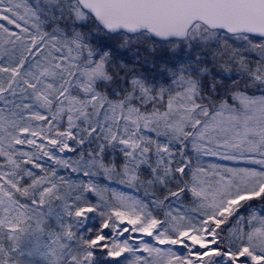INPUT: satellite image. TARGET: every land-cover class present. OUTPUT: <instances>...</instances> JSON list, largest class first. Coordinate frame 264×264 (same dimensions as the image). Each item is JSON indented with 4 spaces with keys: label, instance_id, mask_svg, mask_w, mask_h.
I'll return each instance as SVG.
<instances>
[{
    "label": "snow or ice",
    "instance_id": "obj_1",
    "mask_svg": "<svg viewBox=\"0 0 264 264\" xmlns=\"http://www.w3.org/2000/svg\"><path fill=\"white\" fill-rule=\"evenodd\" d=\"M0 264H264V0H0Z\"/></svg>",
    "mask_w": 264,
    "mask_h": 264
},
{
    "label": "rangeland",
    "instance_id": "obj_2",
    "mask_svg": "<svg viewBox=\"0 0 264 264\" xmlns=\"http://www.w3.org/2000/svg\"><path fill=\"white\" fill-rule=\"evenodd\" d=\"M71 155H72L71 153L65 154L66 157L71 156ZM205 163H206V165L211 163V164L222 165V166H225V167L244 166L242 164H240V165L234 164L231 161L219 160V159H216L215 157H206L205 158ZM112 187H115L118 190L127 191V189L121 188V186H119V185H112Z\"/></svg>",
    "mask_w": 264,
    "mask_h": 264
}]
</instances>
